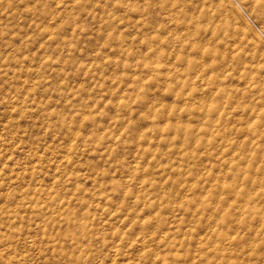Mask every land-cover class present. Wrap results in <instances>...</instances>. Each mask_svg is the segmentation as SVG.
<instances>
[{"label":"rangeland","instance_id":"rangeland-1","mask_svg":"<svg viewBox=\"0 0 264 264\" xmlns=\"http://www.w3.org/2000/svg\"><path fill=\"white\" fill-rule=\"evenodd\" d=\"M261 13L0 0V264H264Z\"/></svg>","mask_w":264,"mask_h":264},{"label":"bare ground","instance_id":"bare-ground-1","mask_svg":"<svg viewBox=\"0 0 264 264\" xmlns=\"http://www.w3.org/2000/svg\"><path fill=\"white\" fill-rule=\"evenodd\" d=\"M251 4H253V8H261L262 13L259 15V17H264V1L263 0H248ZM223 5V4H222ZM175 6V5H174ZM221 6V5H220ZM174 8V7H173ZM244 9V8H243ZM242 9V10H243ZM233 10V9H232ZM254 10V9H253ZM246 12V11H245ZM261 12V11H260ZM246 14V13H245ZM243 16V15H242ZM248 17V16H247ZM263 19V18H262ZM203 21V20H202ZM232 24V23H231ZM197 25V24H196ZM231 29V28H230ZM195 35V34H194ZM256 36V35H255ZM255 38V37H254ZM211 39V38H210ZM258 39V38H257ZM195 41V40H194ZM257 41V40H256ZM211 46V45H210ZM217 47V46H216ZM213 49V48H212ZM217 49V48H216ZM220 51V50H219ZM221 54V53H220ZM223 56V55H222ZM220 57V56H219ZM228 57V56H227ZM207 63V62H206ZM231 69V68H230ZM225 74V73H224ZM251 106V105H250Z\"/></svg>","mask_w":264,"mask_h":264}]
</instances>
